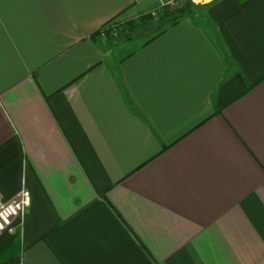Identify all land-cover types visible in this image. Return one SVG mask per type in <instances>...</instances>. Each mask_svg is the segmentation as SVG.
Wrapping results in <instances>:
<instances>
[{"label": "crops", "instance_id": "1", "mask_svg": "<svg viewBox=\"0 0 264 264\" xmlns=\"http://www.w3.org/2000/svg\"><path fill=\"white\" fill-rule=\"evenodd\" d=\"M168 1L0 0V264H264V0Z\"/></svg>", "mask_w": 264, "mask_h": 264}, {"label": "built area", "instance_id": "2", "mask_svg": "<svg viewBox=\"0 0 264 264\" xmlns=\"http://www.w3.org/2000/svg\"><path fill=\"white\" fill-rule=\"evenodd\" d=\"M190 0H170L169 6L180 7ZM31 192L23 187L13 198L0 200V237L4 233L22 232L25 225L26 212L31 205Z\"/></svg>", "mask_w": 264, "mask_h": 264}, {"label": "trees", "instance_id": "3", "mask_svg": "<svg viewBox=\"0 0 264 264\" xmlns=\"http://www.w3.org/2000/svg\"><path fill=\"white\" fill-rule=\"evenodd\" d=\"M201 7V5H196L193 3L192 0L188 1L186 4L176 8V9H168L167 7H164L162 9V15L161 18L164 19L167 23L175 24L178 22L183 16L186 14L191 13L194 9ZM152 18V14L149 13L146 15ZM112 27H108V29H104L103 31L106 32L110 30ZM102 33V30L98 31V35Z\"/></svg>", "mask_w": 264, "mask_h": 264}, {"label": "rangeland", "instance_id": "4", "mask_svg": "<svg viewBox=\"0 0 264 264\" xmlns=\"http://www.w3.org/2000/svg\"><path fill=\"white\" fill-rule=\"evenodd\" d=\"M170 1V0H169ZM169 1L168 2H165V3H163V5H161V6H159L158 7V9L157 10H154V11H152L151 12V14H152V18H151V20L150 21H155V22H157L156 23V25H158L159 24V28H160V24H161V26H163L164 25V23L163 22H166V21H164L162 18H160L161 16V14L160 13H162V9L164 8V7H167L168 9H176V8H178V7H171V6H169ZM155 25L153 24V25H151L150 27H151V29H149V30H153V27H154ZM125 28V26L124 25H119L118 26V28H117V30H123Z\"/></svg>", "mask_w": 264, "mask_h": 264}, {"label": "water", "instance_id": "5", "mask_svg": "<svg viewBox=\"0 0 264 264\" xmlns=\"http://www.w3.org/2000/svg\"><path fill=\"white\" fill-rule=\"evenodd\" d=\"M196 5H207L213 2L214 0H192Z\"/></svg>", "mask_w": 264, "mask_h": 264}]
</instances>
